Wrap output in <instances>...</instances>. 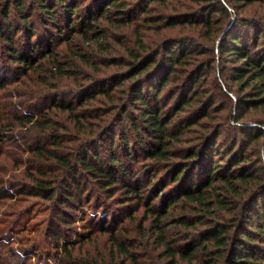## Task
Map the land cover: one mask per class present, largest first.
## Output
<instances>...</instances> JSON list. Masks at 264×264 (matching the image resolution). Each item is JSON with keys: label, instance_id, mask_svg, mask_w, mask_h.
<instances>
[{"label": "trees", "instance_id": "obj_1", "mask_svg": "<svg viewBox=\"0 0 264 264\" xmlns=\"http://www.w3.org/2000/svg\"><path fill=\"white\" fill-rule=\"evenodd\" d=\"M166 1L0 0V53L9 61L0 64V90L10 77L6 72L16 65L12 77L18 79V72L31 77L28 89L39 93L35 107L43 104L33 113H9L15 124L1 125L0 133L9 137L20 125L47 136L30 144L29 150L50 160L59 175L52 179L43 169L36 175L29 172V188L41 190L47 199L58 198L65 210L81 209L77 206L85 175L107 195L121 189L125 199L145 207L137 241L120 235L114 215L108 222L104 214L97 220L102 227L109 224L111 251L124 257L110 264H139L135 248L142 241H151L168 264H264V120H244L252 112L264 111V22L240 14L245 5L264 0H201L192 11L156 17L167 26H201L209 37L217 38L210 49L225 63L216 71L221 82L214 85L219 82L217 87L222 90L223 85L230 93L233 88L226 79L235 84L232 96L220 91L226 99L220 107L217 94L205 89L212 62L196 61L202 51L189 36L163 40L149 50L138 33L140 51L128 50L123 70L102 78L80 75V64L93 69L98 64L89 51L104 34L102 23L138 25L141 19H152L155 4ZM57 43L74 46L71 54L60 59ZM74 67L80 79L68 92L75 101L59 87ZM104 100L109 117L86 128L85 119L99 117L94 109L103 107ZM93 102L100 105L93 107ZM223 105L230 124L224 128L208 124L212 111ZM52 109L66 112L82 134L65 154L54 150L61 147L64 132L48 117ZM194 125L203 131L194 142H187L183 135ZM6 191L0 186V197ZM69 217L61 214L65 222H73ZM148 218L146 227L143 221ZM54 238L59 262L108 264L74 258L69 242Z\"/></svg>", "mask_w": 264, "mask_h": 264}, {"label": "rangeland", "instance_id": "obj_2", "mask_svg": "<svg viewBox=\"0 0 264 264\" xmlns=\"http://www.w3.org/2000/svg\"><path fill=\"white\" fill-rule=\"evenodd\" d=\"M197 2H201V0H167L166 3H157L153 6L152 19H141L138 25L131 23L118 26L102 23L104 34L99 37L98 41L95 40L94 44H90L89 51V54L93 52L95 56L93 60L98 64L94 69L91 66L80 64L81 73H83H80V75L102 78L123 70L124 67L121 65L122 58L129 57L128 50L140 51V46L137 44L138 33L141 35L144 47L149 50L158 46L163 40L189 36L202 51L195 57L196 61L200 60L199 62L202 63L211 60L212 62L214 69L205 83V89L209 94H214L215 96L217 94L215 101L217 107L222 106L226 99H224L225 96L220 91L223 90L225 94L229 93V91L223 85L221 87L222 90L217 87L218 83L221 82L217 78V72L222 70L225 63V59L216 56V50L212 51L210 49L217 38L209 37L206 29L201 26L181 23L167 26L156 19L158 16L165 18L192 11L196 7L195 4ZM240 14L254 17L264 22V1L245 5L240 10ZM225 28L226 25L223 26V30ZM96 42H100V45H97ZM86 44V42L81 43L82 46H87ZM72 47L74 46L57 43L55 50H57L58 57L61 59L65 55L71 54ZM3 54L0 53L1 66L3 63L9 64L6 58L3 59L5 57ZM15 66L11 65L12 70L6 72V75L10 77L7 79V85L0 90V112L3 115L2 119L0 118V126L3 124L7 125L13 121L12 115L9 113L14 111L18 113H33L43 108V104L35 107V104L39 103V99H37L39 93L28 89L27 84L32 81L31 77L27 76L25 78L20 72H18L20 76L17 75L18 79L12 77L17 74L14 69ZM77 71L78 69L74 67L70 71L71 73H68L69 76H63L59 82V87L67 90V92L65 91V97L68 100H76L72 99L74 97L68 90L73 89L77 84V82L75 83L76 79H80ZM215 73L216 76L211 81ZM216 80L219 82L214 85ZM226 82L228 87L233 88L232 92L229 93L232 96L235 94L233 91L235 84L228 79H226ZM114 96L118 98L119 94L114 92ZM107 102L104 100L105 104H102L103 107H98L102 111L94 109V111H97L96 113H100L99 117L91 116L85 119V122H87L86 128L91 126V124H99L103 122L102 119L109 117L111 111L105 112ZM98 105L100 104L93 102V107ZM227 110L226 105H223V109L219 111L213 110V117L208 124H211V126L220 124L222 127L229 125L230 120L226 118ZM47 115L57 121L59 132H64L61 133V136H63L61 147L54 150L60 154L69 152L76 145L78 139L82 137V134L80 135L78 133L79 130L74 128L73 120L66 112L52 109ZM245 117L246 119L244 120L246 121L264 120V111L252 112ZM211 129L212 127H208L206 130ZM5 131L7 130H3V132ZM202 131L199 125H194L185 132L183 137L189 140L187 142H194ZM31 137L33 140H29ZM46 137L40 133L29 131L27 127L20 125L10 131L9 137L3 138L0 133V186L3 185V188L7 190V195L0 197V264H69L68 260L58 261L55 254V243L52 241L55 240L54 235L61 236V240L65 239L69 242L67 247L68 249L70 248L74 258L96 260L108 264L121 261L124 257L121 254H117L115 250L111 251L110 233L107 230L110 226L107 222L114 218L112 216L114 215L115 220L121 225L119 229L120 235L137 241L139 235H141L139 223L143 220V216L146 213L145 207L136 202L135 199L130 197L125 199V194L121 189H113L112 191L115 192L113 196L107 195L89 175L83 176L80 182L83 193L82 200L77 207L81 209L65 210L59 203L58 198L47 199L41 190L31 192L29 188L31 180L27 175L29 172L36 175L39 169H43L44 174L48 175L49 178L59 175V171H57L56 166L50 160L45 161L29 150L30 144L34 145L38 141L43 142V140L47 139ZM134 165L138 166L137 164ZM48 171L51 173L48 174ZM120 185L116 186V188H120ZM96 200L99 201L96 202ZM99 202L103 203V206H98ZM61 209L64 210V214ZM61 214L70 216L69 218H72L73 222H65L61 219ZM102 214L106 215L107 219L104 227L97 223ZM90 215L93 218L88 221ZM81 216H84V220L79 219ZM149 222L150 218L143 221V225L147 227ZM55 231L58 233L54 234ZM135 249L139 264H168V258L160 255L158 253L160 249H156L151 241H148V243L142 241ZM178 264L188 263L179 261ZM192 264H197V262L194 261Z\"/></svg>", "mask_w": 264, "mask_h": 264}]
</instances>
